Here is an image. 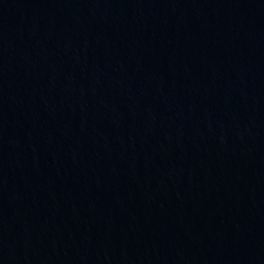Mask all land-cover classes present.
I'll return each mask as SVG.
<instances>
[{"label":"water","instance_id":"1","mask_svg":"<svg viewBox=\"0 0 264 264\" xmlns=\"http://www.w3.org/2000/svg\"><path fill=\"white\" fill-rule=\"evenodd\" d=\"M0 264H264V0H0Z\"/></svg>","mask_w":264,"mask_h":264}]
</instances>
